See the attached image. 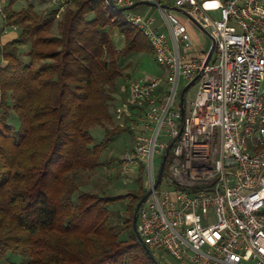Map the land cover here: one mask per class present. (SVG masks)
Listing matches in <instances>:
<instances>
[{
	"label": "built area",
	"instance_id": "built-area-1",
	"mask_svg": "<svg viewBox=\"0 0 264 264\" xmlns=\"http://www.w3.org/2000/svg\"><path fill=\"white\" fill-rule=\"evenodd\" d=\"M74 1L59 0L56 17ZM138 1L152 5L124 20L146 35L162 74L129 78L114 112L133 136L119 172L147 180L137 234L161 264L158 255L173 264H264V0H105L114 10ZM186 23L211 38L207 64L209 50L192 54ZM197 76L194 97L186 100L193 84L182 101Z\"/></svg>",
	"mask_w": 264,
	"mask_h": 264
},
{
	"label": "trees",
	"instance_id": "trees-1",
	"mask_svg": "<svg viewBox=\"0 0 264 264\" xmlns=\"http://www.w3.org/2000/svg\"><path fill=\"white\" fill-rule=\"evenodd\" d=\"M18 1L0 13V258L14 252L25 257L18 264H156L133 229L148 191L93 192L77 178L112 165L103 151L131 133L114 118L127 96L119 80L132 53L153 54L150 41L105 0H75L58 18L60 3L37 13L32 0L15 9ZM55 21L56 35L49 31ZM13 29L18 36L4 43ZM114 30L125 38L122 49ZM96 125L104 128L100 142Z\"/></svg>",
	"mask_w": 264,
	"mask_h": 264
},
{
	"label": "rangeland",
	"instance_id": "rangeland-1",
	"mask_svg": "<svg viewBox=\"0 0 264 264\" xmlns=\"http://www.w3.org/2000/svg\"><path fill=\"white\" fill-rule=\"evenodd\" d=\"M10 0H5L6 3H8ZM4 2V5L1 4L2 7L6 6ZM19 2V3H18ZM16 5L14 6L15 9H22L26 8L29 5L28 0H19ZM35 8V11L37 13L44 12L45 8L51 7V6H58L57 3H59V0H32ZM2 3V1H1ZM150 5H138V7H135V9L129 10L133 13H144L147 11ZM167 6L174 8V4L170 2V4H167ZM174 14L178 15L180 20L182 22H188L186 19V16L183 14H179V12L175 9L170 10ZM118 12V11H117ZM124 12H118L119 17L124 18ZM152 15L156 16V18L160 19V12L156 6L152 7ZM2 19L0 16V25H1ZM161 20L157 24H159ZM188 30L191 34L192 40L197 45V49L194 47V52H201V51H207L210 49L212 45L211 38L204 33L202 30L197 28L196 26H193L192 24L186 23ZM18 31V29H16ZM50 34L56 35L58 33V27H57V21H55L53 27L51 28ZM112 39L114 41V44H116V47L119 49H122L125 47V38L124 36L118 31L114 30L112 34ZM29 49V46L22 47L20 49L21 52H25ZM193 49V48H192ZM24 60L26 62L29 61L28 57H24ZM126 69L124 70L123 78L119 80L120 86H127V80L129 78H140V77H154L155 75H161L162 70L159 68V65L157 64L155 60L154 54L151 52H135L132 53L131 56L126 61ZM197 84L195 83L190 90L186 93V100L189 98L194 97L195 90H196ZM1 95V92H0ZM10 122L12 124L17 125V118L14 115V113L11 114ZM115 122L113 123L114 126ZM118 124V123H116ZM115 124V125H116ZM91 132L95 138L96 142H100L104 138V128L96 125L93 126L91 129ZM132 140L133 136L130 132H122L120 135H118L113 142L106 148V150L102 153V159L106 162L108 160L115 159L114 163L112 165L105 164L102 167L97 168L95 171H87L84 173H79V176H77L78 179L84 178V181L87 182V185L83 186L82 189H88L91 191H98L101 193H108L115 196H122L127 195L129 192H141L143 190H147V180L144 178L141 181L138 180V175L136 173L132 174V177L134 178V181L126 179L124 176H122L119 172V166L118 160L122 156V154L132 147ZM162 155L158 154L155 157V167L156 170L158 168V165L161 161ZM89 180V181H87ZM165 186V185H163ZM129 202V199H123L121 202H117L116 206L119 209H124L125 206H127ZM135 213V212H134ZM163 254V253H162ZM159 260L163 262V264L167 263H177L171 256L166 255V260L162 259L161 256H157ZM25 259L24 256L20 254L8 253L3 258H0V264H10V263H21Z\"/></svg>",
	"mask_w": 264,
	"mask_h": 264
},
{
	"label": "water",
	"instance_id": "water-1",
	"mask_svg": "<svg viewBox=\"0 0 264 264\" xmlns=\"http://www.w3.org/2000/svg\"><path fill=\"white\" fill-rule=\"evenodd\" d=\"M110 4H111L112 7H114L112 3H110ZM142 4H145V5H152V3H150V2H146V1H138V2H135L134 4H132V5H130V6L127 5V7H114V8H115V10L118 11V12H124V11H127V12H128L129 10H132V9H134L135 7H137L138 5H142ZM163 7H166V6L163 5ZM212 51H214V45H213V44L211 45V47H210V49H209V52H208V55H207V59H206L205 64H207V63L209 62V60L211 59L212 54H213ZM197 78H198V76H197L192 82H190L188 85H186V86L183 88V90H182V92H181V100H182V101L184 100L185 92L189 89L190 86H192V85L194 84V82L196 81ZM171 147H172V143L167 147L166 152H165V154H164V156H163V160H162V162H161V165H160V168H159V172H158V181H157V184L160 182V179L162 178V174H163V171H164V168H165V163H166V160H167V157H168V153H169ZM148 195H149V192H147V193L145 194V196L142 197V198L139 200V202L137 203V206H136V209H135V213H134V216H133V229H134V231H135V233H136V235H137V237H138L140 243L142 244V246L144 247V249L146 250V252L149 254V256L152 258V261H154L156 264H160V263L158 262V260L154 257V255L151 253V251L148 249V247L142 242V240H141L139 234H137V233H138V232H137V226H136V222H137V220H136V219H137V212H138V209H139V207L141 206V204H142V203L144 202V200L148 197Z\"/></svg>",
	"mask_w": 264,
	"mask_h": 264
},
{
	"label": "crops",
	"instance_id": "crops-1",
	"mask_svg": "<svg viewBox=\"0 0 264 264\" xmlns=\"http://www.w3.org/2000/svg\"><path fill=\"white\" fill-rule=\"evenodd\" d=\"M1 1H2V3H1ZM4 2H5V0H0V3L3 4V5H4ZM8 3L5 2V5L8 4ZM17 36H18V32L15 29L9 30V31L6 32L5 36L3 37V42L5 43V42H7V41H9V40H11L13 38H16ZM193 43H194V46H193V49H192V54L197 53V52H194V47L197 49V45L195 44L194 41H193ZM126 80H127V84H128V79H126ZM122 89L124 91H126L127 90V86H123Z\"/></svg>",
	"mask_w": 264,
	"mask_h": 264
}]
</instances>
